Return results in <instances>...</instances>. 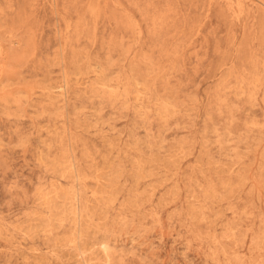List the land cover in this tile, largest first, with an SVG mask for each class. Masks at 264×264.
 I'll use <instances>...</instances> for the list:
<instances>
[{
    "label": "rangeland",
    "instance_id": "374dc122",
    "mask_svg": "<svg viewBox=\"0 0 264 264\" xmlns=\"http://www.w3.org/2000/svg\"><path fill=\"white\" fill-rule=\"evenodd\" d=\"M0 264H264V0H0Z\"/></svg>",
    "mask_w": 264,
    "mask_h": 264
},
{
    "label": "bare ground",
    "instance_id": "6f19581e",
    "mask_svg": "<svg viewBox=\"0 0 264 264\" xmlns=\"http://www.w3.org/2000/svg\"><path fill=\"white\" fill-rule=\"evenodd\" d=\"M113 181V180H112ZM113 190V189H112ZM108 192V191H107ZM105 214V213H104Z\"/></svg>",
    "mask_w": 264,
    "mask_h": 264
}]
</instances>
